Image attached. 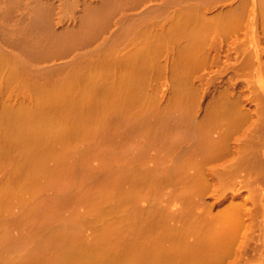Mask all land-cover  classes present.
<instances>
[{"label":"rangeland","instance_id":"374dc122","mask_svg":"<svg viewBox=\"0 0 264 264\" xmlns=\"http://www.w3.org/2000/svg\"><path fill=\"white\" fill-rule=\"evenodd\" d=\"M16 164L36 234L0 229V264H264V0H0V169ZM227 203L253 212L213 228Z\"/></svg>","mask_w":264,"mask_h":264},{"label":"bare ground","instance_id":"6f19581e","mask_svg":"<svg viewBox=\"0 0 264 264\" xmlns=\"http://www.w3.org/2000/svg\"><path fill=\"white\" fill-rule=\"evenodd\" d=\"M9 126H6V130L3 128L2 129V133L3 134H1L2 136H4V137H6V136H8V134L10 135V134H12L13 135V143L11 144V146L10 147H6V148H4V150H1V153H5V152H10V151H17L18 149H19V145H20V142H21V132H20V130L19 129H17L16 127H15V129H13L12 127H11V125H10V123L8 124ZM10 129H12V132H8ZM7 132H8V134H7ZM211 144V143H210ZM213 144H215V143H212L211 145H213ZM220 144V143H219ZM210 145V146H211ZM216 145V144H215ZM214 145V146H215ZM218 145V144H217ZM216 145V146H217ZM213 146V147H214ZM216 146H215V149H216ZM249 146V145H248ZM220 146L218 145V148H219ZM212 148V147H211ZM209 149H210V147H209ZM212 150H214L213 148H212ZM219 150H216L215 151V153L212 151V153H214L213 155H215L216 154V152H218ZM222 152H223V154H225V155H227L226 153H228V152H226V153H224L225 151L222 149L221 150ZM220 151V152H221ZM219 152V153H220ZM222 154V153H221ZM223 154L221 155L222 157H223ZM248 154V153H247ZM217 155V154H216ZM250 155V154H249ZM218 156V155H217ZM219 157V156H218ZM215 158H216V156H215ZM220 158V157H219ZM248 158V157H247ZM251 158V157H250ZM214 159V158H213ZM246 162H248V161H246ZM249 168H250V164L252 163L250 160H249ZM202 166V165H201ZM200 166V167H201ZM200 167H198L199 169H198V172H199V170L201 169ZM248 168V169H249ZM203 169V171H204V168H202ZM19 170H21V166L20 165H18V164H16L15 166H13L12 168H10V169H7V168H1L0 169V172H1V175H0V185L1 184H10V186H9V188L8 189H0V229H4L5 227V225L8 227H6V229H11L12 227H14V228H16L17 227V229H19V233L17 234V238H15V241H14V243L15 244H17V245H22V246H24L27 242L28 243H34V237H35V235L34 234H36L35 233V230H36V227H35V221H34V218H35V215H36V207H35V188H36V186H35V182H36V177H35V173H34V170H33V167H30V173H28V176H27V178H25V177H23V175L22 174H20L19 172ZM197 171V170H196ZM195 171V172H196ZM250 171V170H249ZM248 171V172H249ZM17 173L16 174V176H10V174L11 173ZM194 172V173H195ZM197 172V175H195L194 174V177L193 178H195V176H197L198 178H199V182H201V180L204 178V176L203 177H199V175L202 173V170H201V172H199L198 173ZM205 172V175H207L208 173H206V171H204ZM203 172V173H204ZM250 173V172H249ZM193 174V173H192ZM192 174H190V176L189 177H191V175ZM252 173H250V175H251ZM208 176V175H207ZM205 177L204 179L205 180H203V181H205L206 183H207V181H206V178H208V177ZM249 176V175H248ZM189 177H187V181H188V178ZM196 177V178H197ZM252 177V176H251ZM195 178V179H196ZM197 178V179H198ZM195 179H194V181H195ZM190 180V179H189ZM193 180V179H192ZM210 180V179H209ZM214 180V179H213ZM251 180V179H250ZM252 181V180H251ZM190 182V181H189ZM189 182H188V184H189ZM212 182V181H211ZM248 182H250V181H248ZM195 184H199L198 182H197V180H196V182H194ZM202 183V182H201ZM195 184H193V183H191V186L193 185V188H194V185ZM203 184H205V183H203ZM209 184V183H208ZM214 184V181H213V183H212V185ZM248 184V183H247ZM202 185V184H201ZM206 185V184H205ZM228 185V184H227ZM229 185H231V183H229ZM249 185H251V184H248V191H249ZM204 186V185H203ZM207 186H209V185H207ZM222 186V185H221ZM224 186H225V184H224ZM223 186V187H224ZM245 186V185H244ZM252 186V189H253V185H251ZM196 187H197V185H196ZM199 187V186H198ZM210 187V189H211V191H213V187H215V184H214V186H209ZM208 187V188H209ZM229 187V186H228ZM231 187V186H230ZM247 187V186H246ZM192 188V189H193ZM232 188V187H231ZM198 189V188H197ZM215 189V188H214ZM251 189V188H250ZM252 189H251V192H252ZM200 190H203L202 188L200 189ZM209 190V189H208ZM195 191H197V190H195ZM198 191H199V189H198ZM207 191V190H206ZM29 193V197H25V195H22L23 193ZM204 192H205V189H204ZM250 192V191H249ZM264 192V191H263ZM198 193V192H197ZM199 193H203L202 191H200ZM236 194V193H235ZM251 194V193H250ZM237 195H239V194H237ZM253 195V194H252ZM262 196H263V194H261ZM232 196H233V194H232ZM236 196V195H235ZM251 197V195H249L248 194V196H244V197H247L246 199H245V201H246V203H247V201H249V199H248V197ZM255 196V195H254ZM254 196H252V197H254ZM239 197V196H238ZM9 198H12V200H11V202L9 201ZM241 198V197H240ZM255 198V197H254ZM254 198H251L250 200H253ZM262 198V197H261ZM13 199H15L16 200V202L15 203H17L18 204V206H17V204H15V203H13L14 201H13ZM187 199H189V198H187ZM191 199V198H190ZM248 199V200H247ZM241 200V199H240ZM242 200H243V198H242ZM256 200V199H255ZM255 200H254V202H255ZM191 201H193L194 202V200H192L191 199ZM229 201V203H230V199L228 200ZM245 201H243V202H245ZM261 201V200H260ZM188 202H190L189 200H188ZM188 202H187V204H188ZM193 202H190V207H192V205L193 206H199L201 203L199 202V205H198V201H195L196 203H197V205H194L193 204ZM231 202H232V199H231ZM234 202H237V200L236 201H233V203L232 204H235ZM239 202V201H238ZM241 202V201H240ZM243 202H242V204H243ZM262 202V201H261ZM261 202H260V204H261ZM263 202H264V200H263ZM262 202V203H263ZM15 204V206L17 207L16 209H15V212L14 213H12L11 214V217L9 218V217H5L4 215H3V210L7 207V206H9V205H14ZM192 204V205H191ZM213 204V203H212ZM228 204V203H227ZM227 204H225V205H227ZM229 206H230V204H228ZM227 205V206H228ZM245 206H243V207H248L246 204H244ZM226 206V208L225 209H223L222 207H221V209H222V211H221V209H220V211L222 212L221 214H219V215H217V213L214 215L215 217L213 218L212 217V215H210V217H208L209 215L208 214H201V216H200V213H198L199 215L197 216V217H199V218H201L202 216H206L209 220L211 219V217L213 218L212 220H210L209 222H211V224L212 223H214L213 224V228L214 227H216V225H218V223H219V221H221L222 220V222L226 219V220H228V221H231V218H232V216H234L233 214H232V211H233V213L234 212H236L237 210H240L239 211V213H241V211H242V206H241V203H240V208L238 209V208H236V206L235 205H232V206H230V207H227ZM261 206H262V204H261ZM165 208H166V206H164ZM210 207H212V205H211V203H210ZM225 207V206H224ZM232 207V209H230V210H228V208H231ZM234 207V208H233ZM263 207V206H262ZM188 207H186V209H187ZM249 208L252 210V208H251V206H249ZM247 209V208H245V209H247V211H249L250 209ZM264 208V207H263ZM162 209H164L163 207H162ZM185 209V210H186ZM192 209V208H191ZM210 209V208H209ZM245 209H243V210H245ZM165 210V209H164ZM206 210V211H205ZM205 210H203V212L204 213H206L207 212V209H206V207H205ZM188 209H187V212L186 213H183V214H181V215H179V216H177L178 218H180V217H182V220L184 219V218H186V215H187V213H188ZM192 211V210H191ZM190 211V212H191ZM220 211H219V213H220ZM183 212H184V210H183ZM243 212V211H242ZM249 212H253V210L252 211H249ZM248 212V214L246 213V211H245V214L248 216V217H250L249 216V214L250 215H252V213H249ZM165 213V212H164ZM192 213V212H191ZM244 213V212H243ZM242 213V214H243ZM235 214V213H234ZM241 215V214H239V215H241V216H245L246 217V215ZM195 216H196V214H194ZM217 215V216H216ZM169 216V215H168ZM172 216V215H171ZM194 216V217H195ZM184 217V218H183ZM193 217V218H194ZM225 217H228V219L227 218H225ZM238 217V218H237ZM236 218H237V220H235V221H239V220H242V217H239V216H237ZM9 218V219H8ZM196 218V217H195ZM240 218V219H239ZM187 219V218H186ZM189 219V218H188ZM187 219V220H188ZM239 219V220H238ZM244 220H245V218H243ZM248 219V218H247ZM187 220H185V221H187ZM249 220V219H248ZM227 221V222H228ZM243 221V220H242ZM225 222V221H224ZM226 222V223H227ZM221 223V222H220ZM219 223V224H220ZM226 223H224V224H226ZM229 223V222H228ZM234 223H236V224H238L237 226H239L240 224H241V221L240 222H234ZM247 223H248V221H247ZM210 224V225H211ZM216 224V225H215ZM223 223H221L220 224V227H221V225H222ZM222 225L223 227H225V225ZM242 224H244V222L242 223ZM24 225H26V227H24ZM185 225V224H184ZM184 225H182V226H184ZM215 225V226H214ZM231 225V224H230ZM229 225V226H230ZM168 226V228L170 227V225H167ZM187 226V225H186ZM186 226L185 227H182V229H181V232L179 233V235H181V236H184L186 233H187V231H188V227L186 228ZM219 226V225H218ZM23 227L24 228H26L25 230H26V236L24 235L25 233L24 232H22V229H23ZM181 227V226H180ZM209 227V226H208ZM219 227V228H220ZM228 226H226V228H227ZM241 226H239V231L238 230H236V233H237V231L240 233V230H241V228H240ZM173 228V227H172ZM178 228H179V226H178ZM178 228H177V230H178ZM226 228H222L223 230H226ZM230 227H228V229H229ZM235 228V227H234ZM238 228V227H237ZM236 228V229H237ZM221 229V230H222ZM227 229V230H228ZM233 229V228H232ZM180 230V229H179ZM226 230V231H227ZM235 230V229H234ZM10 231V230H9ZM28 231V232H27ZM208 231H210V230H208ZM211 231H213V230H211ZM210 231V232H211ZM231 231V230H230ZM229 231V232H230ZM178 232V231H177ZM223 232V235L224 236H220L221 237V240H219V241H222V243H227V241H226V239H228L229 240V238L228 237H225V236H228V234H226V233H229L228 231L225 233L224 231H222ZM206 233V232H205ZM209 233V232H208ZM208 233H207V236H208ZM217 233H219V232H217ZM216 233V234H217ZM226 235H225V234ZM231 233H232V231H231ZM231 233H229V236H230V234ZM22 234V235H21ZM211 234H214V233H209V235H211ZM220 234H221V232H220ZM215 235V234H214ZM232 235H234V234H232ZM216 236V235H215ZM218 237H219V234L217 235ZM216 236V237H217ZM236 236V235H235ZM239 235H238V233H237V237H238ZM218 237H217V239H218ZM233 237V236H232ZM236 237V238H237ZM224 238H225V240H224ZM234 239V238H233ZM230 240H232V238L230 237ZM229 242V241H228ZM231 243L230 244H232V242H235L234 240L233 241H230ZM221 243V242H220ZM220 243H219V245H220ZM218 244V243H217ZM229 243H227L226 245H228ZM229 244V245H230ZM234 244V243H233ZM232 244V245H233ZM222 245V244H221ZM224 245V244H223ZM228 247V246H227ZM24 251V253L25 252H27V251H25V250H22V252ZM21 254V253H20ZM28 254V253H27ZM27 254H24L25 256L27 255ZM24 255H18V262H22V264H33V263H35L34 261H35V258L36 257H34L35 256V253H34V251H30L29 250V254H28V256H26V258H30L29 260L28 259H26L25 257H23ZM30 256V257H29ZM30 262H33V263H30Z\"/></svg>","mask_w":264,"mask_h":264}]
</instances>
